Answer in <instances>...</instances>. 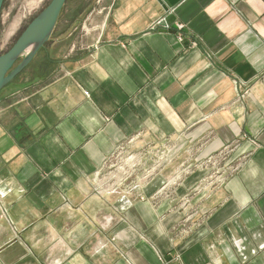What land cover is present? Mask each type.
Returning <instances> with one entry per match:
<instances>
[{
	"label": "crops",
	"instance_id": "crops-1",
	"mask_svg": "<svg viewBox=\"0 0 264 264\" xmlns=\"http://www.w3.org/2000/svg\"><path fill=\"white\" fill-rule=\"evenodd\" d=\"M98 3L0 94V264H264V0Z\"/></svg>",
	"mask_w": 264,
	"mask_h": 264
},
{
	"label": "rangeland",
	"instance_id": "rangeland-1",
	"mask_svg": "<svg viewBox=\"0 0 264 264\" xmlns=\"http://www.w3.org/2000/svg\"><path fill=\"white\" fill-rule=\"evenodd\" d=\"M50 1L51 0H5L0 15V54L14 45L27 25L49 4ZM98 1L99 0H69L60 17L56 31L45 49L51 50L53 48H60L62 53H68L73 43L81 36H85V31H83L82 28L83 25L87 24L86 27L88 31L93 33L96 22L103 20L105 16L104 14L96 13V10L98 11V7L101 5ZM92 24L94 26H92ZM65 31L67 35H70L68 36V40L65 41L66 44L62 43L60 39V37L63 38L61 34ZM58 44L61 45L58 46ZM43 54L44 50L40 51L30 65L31 67H29L28 71H25L23 75H26L27 72H31L30 70L33 67H38V70H40V62L43 60ZM50 65L52 66L51 63ZM121 157L119 153L115 158L119 159ZM132 159L135 160L133 155ZM165 172H169V169Z\"/></svg>",
	"mask_w": 264,
	"mask_h": 264
},
{
	"label": "water",
	"instance_id": "water-1",
	"mask_svg": "<svg viewBox=\"0 0 264 264\" xmlns=\"http://www.w3.org/2000/svg\"><path fill=\"white\" fill-rule=\"evenodd\" d=\"M69 0H51L49 4L27 25L14 45L0 54V93L12 84L44 50L52 39L60 17ZM183 0H158L168 13ZM5 0H0V15Z\"/></svg>",
	"mask_w": 264,
	"mask_h": 264
},
{
	"label": "built area",
	"instance_id": "built-area-1",
	"mask_svg": "<svg viewBox=\"0 0 264 264\" xmlns=\"http://www.w3.org/2000/svg\"><path fill=\"white\" fill-rule=\"evenodd\" d=\"M130 162L134 161V159H132V156H130ZM120 168V174H121V177H124V180H122L120 183V185H123L124 182H126L130 177H131V172H130V169L132 168H129L126 166L125 167H119ZM116 177V176H114ZM108 186H110V188H116L117 187V184L112 182L111 184H109Z\"/></svg>",
	"mask_w": 264,
	"mask_h": 264
},
{
	"label": "flooded vegetation",
	"instance_id": "flooded-vegetation-1",
	"mask_svg": "<svg viewBox=\"0 0 264 264\" xmlns=\"http://www.w3.org/2000/svg\"><path fill=\"white\" fill-rule=\"evenodd\" d=\"M11 49V48H10ZM10 49H8V50H6L5 52H3V53H6L7 51H9ZM46 49H44V51H45ZM2 53V54H3ZM48 61L44 58L41 62H40V68H42V67H44V66H46V65H48ZM39 75H42L41 73L39 74ZM18 78V77H17Z\"/></svg>",
	"mask_w": 264,
	"mask_h": 264
}]
</instances>
